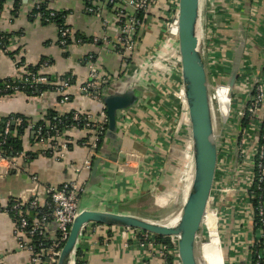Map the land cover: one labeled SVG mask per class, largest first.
<instances>
[{
  "label": "built area",
  "instance_id": "built-area-1",
  "mask_svg": "<svg viewBox=\"0 0 264 264\" xmlns=\"http://www.w3.org/2000/svg\"><path fill=\"white\" fill-rule=\"evenodd\" d=\"M53 1L55 0H38L34 5L35 11H33L32 17L43 23H51L52 17L58 12L51 6ZM100 1L104 5L89 4L86 6V11L102 19L106 31L105 36L102 38L103 43L106 45L111 44L124 62L130 63L133 58L131 57L132 54L133 56L136 55L139 46L142 44L139 38L145 27V23L137 18L136 13L144 11L150 14L151 8L157 4L158 0ZM208 2L210 8L208 9V17L211 25H208L207 32L218 35L219 32L226 31V37L220 35L216 38L220 41V49L226 51H222V60L227 66L224 67V72L219 71L218 75L215 76L216 78H214L209 73V69H212V73H216V68L213 69L212 64H207L204 44L205 61L210 76V85L213 84L212 81L218 78L224 80L221 85L214 88V91L218 86L226 87L229 93L230 112L229 117L224 121L225 127L215 131L218 160L207 209L216 217L218 234L219 226L228 228L230 221V225L233 226L229 232L228 249L230 254L228 257L221 245L227 264H264V0H250L248 6H246L245 0H208ZM175 3L177 4V15L165 24L164 34L166 33L168 37H173L178 42V35L177 38L173 36V25H177L178 22L179 0H169L167 6L173 7ZM42 4H46L48 15L40 10ZM201 4H203V0ZM108 10H112L114 14L113 21L107 17ZM67 14L63 16L65 23L57 25L59 44L64 49L69 47L74 37V30L66 21ZM244 15L247 17V23L244 27H240ZM232 23L238 24L237 29L234 31L230 29L233 27ZM114 27H116L118 34L115 40L112 41L109 38L108 29L110 31ZM0 39L3 38L0 37ZM93 41L96 43L98 39L94 38ZM76 42L77 44H83V39L78 38ZM167 44V42H162L160 47L156 49L152 47L156 53L155 55H157L156 59L164 62H158L151 68L153 72L159 75L155 77L149 74L147 68L150 67L148 63L150 56L147 55L145 58L141 56L142 62H138L137 69L139 78L135 79V83L143 84L146 82L149 84L150 82L155 87L156 95L159 97L155 107L161 114L162 119L167 117L160 107V104L165 105V59L160 58V55L165 53ZM0 46H2L1 41ZM237 51L239 53L237 77L230 92L228 82L235 67ZM212 55L209 54L207 58L210 60ZM95 58L93 54L87 58L89 80L80 89L91 100L99 103V113L93 115L92 113L73 111L72 120L76 124L70 126L84 130L86 133L81 144L88 147V157L83 163L84 168L87 170L92 169L94 161L100 157L98 148L109 130L105 101L109 96V86L112 79L102 72ZM47 65L48 62L45 61L42 66ZM227 73H229V76ZM225 74H227L226 77ZM26 77L31 81L33 89L38 84H55L54 91L62 94L61 104L69 101V95L66 92L70 85L69 79L49 81L47 76L40 73V71L37 73L27 72ZM180 83V97H178L175 104L176 107H182L181 111H177L178 122H181L183 118H188L187 123L182 121L180 126L188 134L187 141L184 142H186L185 151L189 154L192 151L191 127L184 87L182 81ZM9 87L14 89L15 92L20 91L18 85L6 86V88ZM123 110L118 111L116 118L119 127L118 133L121 136L128 132L126 114ZM60 115L64 116L65 114ZM230 118L232 121L228 124L226 121ZM16 121L20 123L21 119H16ZM59 123H61L60 119L57 123L55 121L49 122L45 133L42 127H39L35 131V139L37 143H46L49 146L50 155L53 154L56 158L63 159L71 145V140L65 137V131L63 133L59 131L57 128ZM9 133V123H6L3 131L0 132V168L4 171L0 169V176L10 172L21 173L23 168L20 167L18 158L26 157L25 151L13 158L4 155L1 145L5 140V135L7 136ZM177 140L179 142L180 138ZM2 163H6V165L1 166ZM125 165H129L128 160ZM31 180L38 186L33 196L9 200L3 210L15 222L20 248L32 253V264H58L62 248L69 237L71 226L81 212L79 202L81 195L86 190L85 184L78 180H72L59 186L42 185L36 176H31ZM42 197L46 198L44 205L40 203ZM221 202H224L225 205H218ZM205 218L206 213L203 223ZM51 221L56 224V234L50 242L44 243L41 237H45V229ZM203 223L202 227H204ZM96 225L102 228L114 227L113 229L118 232L110 235L126 237L125 245L139 249L141 259L144 262L156 259L158 264H182L178 252V240H174V236H170L171 241L167 242L161 239V236L137 228L118 226L115 228V226L111 227L100 223ZM77 247H80L78 243ZM81 260L84 261L82 257ZM0 264H3L2 256H0ZM70 264H79L76 251Z\"/></svg>",
  "mask_w": 264,
  "mask_h": 264
},
{
  "label": "crops",
  "instance_id": "crops-1",
  "mask_svg": "<svg viewBox=\"0 0 264 264\" xmlns=\"http://www.w3.org/2000/svg\"><path fill=\"white\" fill-rule=\"evenodd\" d=\"M168 1L158 0L151 8L140 34L144 48L140 51L145 52L151 46H157L158 40L165 38L163 25L177 15V4L168 7ZM36 2L38 0H3L0 8V35L5 39L6 46H0V80L22 79L29 72V67L43 65L47 61L48 65L41 66L40 73L52 77L59 76L57 79L67 76L71 80L66 89L69 101L61 104L62 94L56 91L44 92L41 95L13 92L0 98V119L10 114H22L32 123H37L45 120L47 112L51 109L59 114L79 111L97 115L100 110L99 103L91 100L80 89L89 80L87 58L91 54L96 57V63L102 72L112 79L109 95L123 94L132 89L135 99L123 110L128 132L121 136L118 126L115 131L109 132L100 146V157L94 161L90 170L83 166L88 157V147L81 144L86 135L84 130L72 127L64 132L65 137L71 140V145L65 157L58 159L49 154L50 149L46 143L36 142L35 130L30 128L24 138L26 157L18 158L23 171L0 176V256L3 258V264H32V253L20 248L15 222L3 210L9 200L33 196L38 186L31 180V176L38 177L42 185L59 186L72 180L84 183L86 190L80 197V210H100L146 217V206L144 208L143 202L153 197L155 191L160 190L159 185L168 188L169 179H177L180 174L178 171L174 175L175 161L165 155L171 148L167 147L168 143L165 141L169 142L168 138L174 134L170 135L173 131L170 130L169 123L165 122L167 119L164 117L163 120L155 107L158 95L151 93L148 83H135V79L139 78L138 67L133 64L135 60L124 62L111 44L103 43L102 38L106 31L102 19L86 11L89 4L102 6L104 3L100 0H55L51 3L56 11L68 12L66 21L74 30L69 47L64 49L59 44L58 26L55 23L45 24L32 17ZM200 10L203 21L202 4ZM107 13L109 20L113 21L112 10ZM117 34L116 27L110 31L108 29L112 41ZM78 38H84L83 44H77ZM94 38H97L98 42L95 43ZM168 39L173 42V49L169 53L178 64L176 76L181 82L178 42L173 37ZM127 160L128 166L125 165ZM5 165L6 163H2L1 166ZM181 189L179 187L180 191ZM183 189L177 195V205H173L172 217L181 214L187 197ZM155 199L159 200L157 197ZM45 201L46 198L42 197L41 205H44ZM215 221V216L210 215L203 225L214 255L223 259L221 249H218L221 248V242ZM96 224L98 223L88 224L82 230L78 241L86 264H158L156 259L144 262L139 249L125 245L126 237L111 236L110 234L118 232L114 227L102 228ZM230 224L223 243L226 244L227 257L230 254L229 232L233 228ZM55 234L56 224L51 221L45 229V237L50 242ZM205 246L206 242L201 248Z\"/></svg>",
  "mask_w": 264,
  "mask_h": 264
},
{
  "label": "water",
  "instance_id": "water-1",
  "mask_svg": "<svg viewBox=\"0 0 264 264\" xmlns=\"http://www.w3.org/2000/svg\"><path fill=\"white\" fill-rule=\"evenodd\" d=\"M250 0L246 2L248 6ZM177 35L182 71V83L192 136V180L185 203L174 226L161 225L144 217L100 210H81L75 218L58 264H70L75 254L82 228L88 223L141 229L161 237L176 236L182 264H200L197 237L209 205L216 165L218 145L213 119L211 85L200 37L201 0H179ZM247 11V10H246ZM247 14V13H246ZM237 64L228 82L230 92L237 77ZM132 89L106 98L109 132L117 129V113L128 108L135 99Z\"/></svg>",
  "mask_w": 264,
  "mask_h": 264
},
{
  "label": "rangeland",
  "instance_id": "rangeland-1",
  "mask_svg": "<svg viewBox=\"0 0 264 264\" xmlns=\"http://www.w3.org/2000/svg\"><path fill=\"white\" fill-rule=\"evenodd\" d=\"M202 5H203V10H204L205 15L202 14L203 21L201 19V22H200V37H201V40L203 39V44H205L207 64L210 63L213 65V69L216 68L215 70L216 73H212V69H209V73L213 75L214 78H216L215 76L218 75L219 71L224 72L223 69L224 67L227 66L226 63L222 60V54L223 52H226V51L224 49L223 50L220 49L219 47L220 41L216 37L217 36L220 37V35L226 37L227 35H226V31H221L218 33V35H216L215 33L207 32L208 25H211L209 23V17H208V14H209L208 9H210L208 0H205V2L203 0ZM164 26L166 25H163V27ZM164 37H165L164 39H159L157 43L158 44L157 46H160L162 42L168 43L167 46H165V53L160 55V58L165 59V105L160 104V107L163 113L167 117L166 118L167 121L165 122L169 123V127L171 128L170 130L173 131L171 132L170 135L174 134L173 136L168 138L169 142L165 141L166 144L168 143L167 147L169 146L171 147L169 148L170 151L169 152L167 151L165 155H168L170 159H174L175 161L174 175H176L178 171L180 172V174H179V177H177V179H173V178L169 179L168 188H165L163 185H159L160 190H158L157 192L155 191V193L153 194V197H150L149 199H146L143 202L144 208L146 206V209L144 211L145 212L144 214L146 215V217L144 218L154 221V222H160L161 220L164 221L165 219L170 222L175 221L174 219L176 217H172L173 216V209H172L173 205H177L176 203L177 195L179 192H182L183 188H184L183 190L186 192V195L188 194L192 176H193V173H192L193 170L191 171L192 169L191 164L193 165V151L189 153L190 156L185 151L186 142L184 141H187L188 134H186L187 131H185V129H183L182 126H180L182 121L183 122L185 121V123H187L188 118H183L181 122H178L179 116L177 115V111L178 110L181 111L182 107L181 106L176 107V104H175L178 97H180V86H181V83L178 81L179 78L176 76V73L178 70L177 69L178 64L175 62V58L171 56V53H169L171 49H173V42L168 39L166 33ZM139 40L141 43H143L142 37H140ZM157 46L155 47L153 46V47L156 49ZM140 49H144L142 48V44L139 46V49L136 52L138 55L134 54L133 56L132 54L131 57L133 58L132 60H130V62L135 60L133 64L136 67H138L139 66L138 62H142L141 56L145 58V56L149 55L150 59L148 63L150 67L147 68L148 72L151 76L157 77L159 74L156 72H153L151 68L158 62H162V61L159 59H156L157 55H155L156 53L152 49V46L148 48L147 51L145 52L140 51ZM209 54H213L210 60L207 58L209 57L208 56ZM144 69L147 70L146 68ZM227 74L229 76V73ZM227 74H225V77L227 76ZM161 77H163V75H161ZM222 81L224 80L223 79L219 80V78H218V81H212L213 84L211 85V89H210L212 94L214 92V95L212 96V100H213V107H214L213 109H214V115H215V121H216L215 122L216 130H218L221 127H225L224 121L227 119V117L229 116V112H230L229 93L226 87L218 86L214 91V88L217 85H221ZM148 85L150 87L149 90L151 91V93L156 94L157 91L155 90V87H153V85L150 84V82ZM231 117H232V114H231ZM231 121L232 119L230 118L226 122L230 124ZM178 138H180L179 142L177 140ZM177 157H180V159H177ZM181 186H182V189H181ZM179 187L181 191L179 190ZM156 197L159 200L156 201L155 199ZM218 205H225V203L221 202V203H218ZM209 217L207 218V220L209 219ZM227 230L228 228H222L219 226L220 241H221L223 250L225 249V246H226V244H223V242L225 243L224 240L228 233ZM207 237H208V234L206 233L205 228L202 227L201 232L197 237V252L200 253L201 251V256L203 259L202 261L205 264H223L222 262L223 259L221 258V256L217 257L214 255L213 250L211 248V244H209V242L207 241L208 240ZM173 239L177 240L176 236H174ZM204 242H206V246L202 249L201 247L203 246ZM216 243L218 244V242ZM218 249H221V248L219 247ZM225 264H227L226 257H225Z\"/></svg>",
  "mask_w": 264,
  "mask_h": 264
},
{
  "label": "trees",
  "instance_id": "trees-1",
  "mask_svg": "<svg viewBox=\"0 0 264 264\" xmlns=\"http://www.w3.org/2000/svg\"><path fill=\"white\" fill-rule=\"evenodd\" d=\"M245 1L247 2L248 0H245ZM2 5H3V0H0V8L2 7ZM40 10L45 15H48V13H47L48 10H46V4H42ZM33 11H35V9H33ZM67 13L68 12H66V11H58L56 13V15L54 17H52L51 23H55L58 26L63 25L65 23V19L63 18V16L66 15ZM136 14H137V18L141 22L146 23V21H147L146 19L148 18L147 13H145L144 11H138ZM241 23H242V25L240 27H244L246 25V23H247L246 15L243 16ZM232 25H233V27L230 28L231 31H234L235 29H237L238 24L232 23ZM140 31H139V33H140ZM0 37H2V36L0 35ZM82 39L84 40V38H82ZM0 41L2 42V47H5L6 46L5 39L4 38L0 39ZM235 58H236V61L239 58L238 51L236 52ZM41 66H42V64H39L37 66H31V67H29V72L37 73L38 71H40ZM46 76L49 79V81H56L58 79H68L67 76H64V77L60 76V78H58V79H57V77H59V76H54V77H52L50 75H46ZM215 81H218V79H216ZM68 82H69V84H71V80H68ZM7 85H11V86L12 85H18L20 91H23L27 94H35V95H41L44 92L54 91L55 90L54 88H56L55 84H53V83L48 84L47 83V84H38L37 87L33 89L31 87V81L29 79H27L26 76H24V78H22V79L8 78L5 80H0V98L15 92V90L12 89L11 87L6 88ZM16 119H21V122L18 123L16 121ZM59 119L61 120V123L58 124L57 128L62 133L64 131L72 128V127H70L71 125L73 126L74 124H76L72 120V112L67 113L64 116H62L59 114L58 111L52 110V109L47 112L45 120L39 121L37 123H32L29 118H27L26 116H24L22 114H10L7 117L1 118L0 119V132L3 131V128L5 127L6 123H9V128H10V133L7 136L5 135V140L1 145L4 155L6 157L13 158V157L17 156L19 153L24 151V138L27 135V132L30 130L31 127L34 128L35 131L39 127H42L43 132L45 133L46 130L48 129L47 126H49L48 123L51 121H55L57 123V122H59ZM108 133H109V130L107 131L106 136L108 135ZM101 144H102V142L99 145V148H98L99 150H100ZM27 154L31 155V153H27ZM160 238L166 240L167 242L171 241L170 237H166V238L160 237ZM41 239L44 243L49 242L46 237H41ZM82 256H83L82 250L80 249V247H77L76 257H77L79 264H84V261L81 260Z\"/></svg>",
  "mask_w": 264,
  "mask_h": 264
},
{
  "label": "bare ground",
  "instance_id": "bare-ground-1",
  "mask_svg": "<svg viewBox=\"0 0 264 264\" xmlns=\"http://www.w3.org/2000/svg\"><path fill=\"white\" fill-rule=\"evenodd\" d=\"M173 36L175 37V38H177V25L176 24H174L173 25ZM213 95H214V93H213ZM212 95V96H213ZM211 99H212V97H211ZM212 104H213V100H212ZM214 108V107H213ZM229 117V116H228ZM227 117V118H228ZM213 119H214V124H215V115H214V109H213ZM215 129H216V124H215ZM210 215H213L212 213H210V212H208V209H207V211H206V218H205V220H204V223L203 224H206V221H207V218L210 216ZM210 218V217H209ZM215 219H216V217H215ZM175 221H168V220H164V221H160V222H158L159 224H161V225H168V226H174V225H176L177 223H178V220H179V216L178 217H176L175 219H174ZM209 220V219H208ZM216 222V221H215ZM198 254H200V255H198ZM221 254H222V256H223V260H222V262H223V264H225V258H224V254H223V252H222V249H221ZM197 255H198V260H199V262H200V264H205L202 260V256H201V251H200V253H198L197 252Z\"/></svg>",
  "mask_w": 264,
  "mask_h": 264
}]
</instances>
